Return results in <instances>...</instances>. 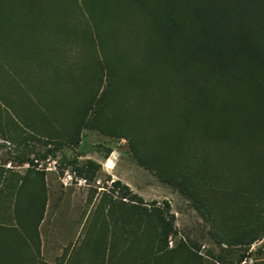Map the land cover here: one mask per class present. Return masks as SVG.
<instances>
[{"label": "rangeland", "instance_id": "1", "mask_svg": "<svg viewBox=\"0 0 264 264\" xmlns=\"http://www.w3.org/2000/svg\"><path fill=\"white\" fill-rule=\"evenodd\" d=\"M176 59L133 0H0L2 242L18 238L8 229L22 231L29 201L33 222L42 212L20 264H264V228L249 247L215 243L219 229L156 173L189 158L215 190L208 205L236 226L253 217L264 208V99L222 80L196 99ZM88 161L94 176L65 185L64 172ZM123 185L140 201L121 197ZM154 201L177 228L163 247L143 211Z\"/></svg>", "mask_w": 264, "mask_h": 264}, {"label": "trees", "instance_id": "2", "mask_svg": "<svg viewBox=\"0 0 264 264\" xmlns=\"http://www.w3.org/2000/svg\"><path fill=\"white\" fill-rule=\"evenodd\" d=\"M133 3L144 10L162 31L167 42L176 49L177 68L174 69L176 75L177 71L182 73L185 82L183 87L189 95L199 100L202 97H211L217 89L213 88V83L209 84L212 80H222L230 83L235 91L241 89V95H250L254 105L262 103L264 0H133ZM94 104L95 101H91L84 107L82 123L88 121V113L95 110ZM56 151V148L48 149L42 157L55 154ZM86 165L73 166L72 169L84 179L92 178L99 166L93 161H88ZM174 165L175 169L171 171L157 170V175L164 183L189 197L194 210L206 221L211 220L213 226L219 229L220 234L209 233L215 243L225 247H249L257 241L259 231L264 228V220L256 219L259 212L264 213V208L257 209L253 217L242 219L240 225H233L229 221L231 214L226 212L225 206L214 210L208 205L209 199H212L210 195H214L215 190L212 183L207 182V178L203 177L202 181L194 179L200 166L193 165L189 158L182 161L179 156L174 160ZM112 183L120 185L121 182L114 180ZM206 187L209 190L207 194L202 192ZM120 189L121 197L128 195L130 201H140L139 196L131 193L127 185ZM27 205L26 217L23 216L26 221L20 223L22 231L18 228L8 229L18 232L14 243L2 242L4 235L1 232L3 228H0V264H20L23 261L21 249L30 244L27 243L26 237L30 238L32 243L37 241V227L42 220V212L37 214L38 217L33 222L35 212L31 208L34 202L29 201ZM143 211L149 218L152 239L156 241L155 244L163 247L169 236L177 234L174 214L169 205L160 206L155 201L148 208H143ZM160 249L158 248L156 253L161 252ZM242 261L240 258L236 262Z\"/></svg>", "mask_w": 264, "mask_h": 264}, {"label": "built area", "instance_id": "3", "mask_svg": "<svg viewBox=\"0 0 264 264\" xmlns=\"http://www.w3.org/2000/svg\"><path fill=\"white\" fill-rule=\"evenodd\" d=\"M62 178H63L62 181L64 182L65 185L66 184L70 185L73 184L74 182L80 184V183H85L86 181L83 177H80L78 174H76V171L73 169L66 170Z\"/></svg>", "mask_w": 264, "mask_h": 264}, {"label": "bare ground", "instance_id": "4", "mask_svg": "<svg viewBox=\"0 0 264 264\" xmlns=\"http://www.w3.org/2000/svg\"><path fill=\"white\" fill-rule=\"evenodd\" d=\"M113 166H114V163L111 162V163L109 164V168H112Z\"/></svg>", "mask_w": 264, "mask_h": 264}]
</instances>
